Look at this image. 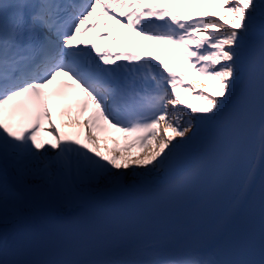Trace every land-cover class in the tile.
<instances>
[{
	"label": "snow or ice",
	"instance_id": "snow-or-ice-1",
	"mask_svg": "<svg viewBox=\"0 0 264 264\" xmlns=\"http://www.w3.org/2000/svg\"><path fill=\"white\" fill-rule=\"evenodd\" d=\"M133 33L186 66L149 57ZM193 92L200 106L181 95ZM73 100L76 117H61L93 114L66 134L52 105ZM109 130L128 142L109 150L121 156L100 150ZM202 130L216 133L208 150ZM100 181L133 198L103 211ZM61 209L83 211L84 235L133 246L47 264H264V0H0V224ZM9 251L0 236V264H30Z\"/></svg>",
	"mask_w": 264,
	"mask_h": 264
},
{
	"label": "rangeland",
	"instance_id": "rangeland-1",
	"mask_svg": "<svg viewBox=\"0 0 264 264\" xmlns=\"http://www.w3.org/2000/svg\"><path fill=\"white\" fill-rule=\"evenodd\" d=\"M206 82H204V81H199V82H195V84H193V86L195 87L197 84L199 85V89H203L204 88V84H205ZM181 95L182 96H185V98L187 99V98H190V99H193L194 100V96H195V93L193 92V93H189V94H184V93H181ZM180 107H183V106H180ZM171 108H173V107H170V110H171ZM185 111H187V110H185ZM170 112V111H169ZM183 117V116H182ZM185 117H183V119H184ZM164 125H162L161 126V128H162V130H161V132H160V136H164L165 135V132H164ZM167 135H169V132L167 133ZM100 137V149H103V148H105V146H107L108 145V141L109 140H111L110 138H108V137H106V136H99ZM160 142V137H157V140L156 141H153V144H158ZM110 149H112L110 146L107 148V150H108V152H109V150ZM53 151H55V150H53ZM52 151V152H53ZM111 154H113V155H116V156H121V153H119V152H113V153H111ZM142 154V150H139V151H137V152H132V155L133 156H135V155H141ZM125 156H127L128 154L127 153H125L124 154ZM103 186H106V184L105 185H103ZM101 189V188H100ZM98 190V189H97Z\"/></svg>",
	"mask_w": 264,
	"mask_h": 264
},
{
	"label": "bare ground",
	"instance_id": "bare-ground-1",
	"mask_svg": "<svg viewBox=\"0 0 264 264\" xmlns=\"http://www.w3.org/2000/svg\"><path fill=\"white\" fill-rule=\"evenodd\" d=\"M197 86L199 87L198 84L195 87H197ZM200 90L202 91L203 89H200ZM187 100L189 103H191L195 106H200V101H197L196 99L193 100V99L187 98ZM193 131H195V129H193ZM189 136H191V133L189 134ZM211 136H212L211 130H202L201 136H200V143L203 145V147L208 143ZM60 211L71 212V211L66 210V209H61ZM57 212H59V211H57ZM57 212H54V213H57ZM33 213H38V212H35V211L26 212L24 220L26 219V216L30 217L33 215ZM180 250H182V249H180Z\"/></svg>",
	"mask_w": 264,
	"mask_h": 264
},
{
	"label": "trees",
	"instance_id": "trees-1",
	"mask_svg": "<svg viewBox=\"0 0 264 264\" xmlns=\"http://www.w3.org/2000/svg\"><path fill=\"white\" fill-rule=\"evenodd\" d=\"M205 10L207 11L208 9H206L205 8ZM211 19H216V18H214V17H210ZM219 22V21H218ZM172 107V106H171ZM175 111H177V109H175V108H171V110H170V113L172 114L173 112H175ZM182 118V117H181ZM171 135H173L172 133H171ZM180 138L179 137H177L176 138V141L177 140H179ZM134 167V166H133ZM115 171V170H114ZM106 184V182L105 181H100V183L98 184V185H94L93 186V188H95V189H100V188H102L103 187V185H105Z\"/></svg>",
	"mask_w": 264,
	"mask_h": 264
}]
</instances>
